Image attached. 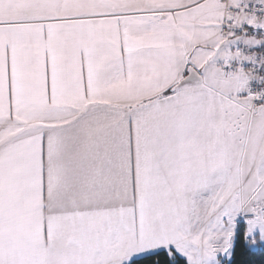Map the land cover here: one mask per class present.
Listing matches in <instances>:
<instances>
[{"label": "snow or ice", "instance_id": "1", "mask_svg": "<svg viewBox=\"0 0 264 264\" xmlns=\"http://www.w3.org/2000/svg\"><path fill=\"white\" fill-rule=\"evenodd\" d=\"M264 250V0H0V264H234Z\"/></svg>", "mask_w": 264, "mask_h": 264}, {"label": "trees", "instance_id": "2", "mask_svg": "<svg viewBox=\"0 0 264 264\" xmlns=\"http://www.w3.org/2000/svg\"><path fill=\"white\" fill-rule=\"evenodd\" d=\"M141 264H144V262H141ZM234 264H264V250L254 249L248 251L238 248L234 257Z\"/></svg>", "mask_w": 264, "mask_h": 264}]
</instances>
